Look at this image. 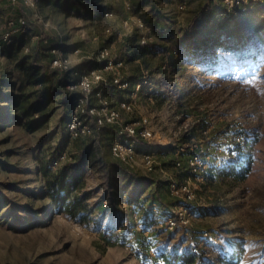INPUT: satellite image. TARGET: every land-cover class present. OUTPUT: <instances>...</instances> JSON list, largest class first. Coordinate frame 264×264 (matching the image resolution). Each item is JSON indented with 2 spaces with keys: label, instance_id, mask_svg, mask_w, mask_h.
Returning <instances> with one entry per match:
<instances>
[{
  "label": "rangeland",
  "instance_id": "1",
  "mask_svg": "<svg viewBox=\"0 0 264 264\" xmlns=\"http://www.w3.org/2000/svg\"><path fill=\"white\" fill-rule=\"evenodd\" d=\"M218 1L148 0L136 12L138 0H102L112 16L95 21L74 14L63 16L57 8L39 2L34 8L22 4L12 11V17L26 20L27 28L11 43L0 42V97L42 90V85L30 82L23 67L33 64L42 71L58 70L51 65L52 48L60 49L68 59V68L78 70L92 61L90 57L99 48L109 47L113 59L125 61L124 79H140L147 70L151 81L150 89L140 91L133 111L124 112V117H147L153 129L149 147L155 165L148 172L136 157L134 163L123 164L124 168L163 185H149L136 209L118 202L116 207L125 215L120 220V232L114 231L119 226L106 227L113 211V203H109L111 180L105 166L112 159L108 144L113 128H104L94 137L73 140L65 130L68 112L60 96L42 111L21 116V104L0 101L5 117L15 114L21 118L16 122L0 121V196L4 198L0 205V264H161L157 254L166 246L190 241L198 242L205 256L239 248V264H264V46L250 66H234L230 71L215 70L210 62H183L172 54L181 36L198 33ZM139 13H145L152 22L158 20L159 25L155 31L154 26L144 24L150 28L152 39L142 48L137 40L143 31L135 24ZM107 28L110 31L105 33ZM20 40L22 45L18 47ZM130 47L134 54L128 53ZM58 71L54 79L61 78L63 72ZM130 92L129 87L112 92L114 96L105 94L114 104L129 98ZM30 122L32 129L28 128ZM243 130L256 135L254 167L241 182L222 181L215 173L213 160H223L227 149L241 141ZM190 132L194 136L185 138ZM90 143L94 154L84 176V188L78 191L87 194L86 204L93 211L90 221L64 214L45 215L47 200L38 196L44 185L39 167L55 157V170L75 160ZM194 144L203 147L207 164L201 167L203 176L199 180L187 167ZM177 160L180 168L173 164ZM189 176L190 190L195 195L187 204L193 220L191 227L168 229L154 218V224L142 220L144 212L153 217L149 207L152 200L159 202L160 218L169 214V208L178 204L180 197H172L166 189L167 182L182 183ZM25 210L36 219L26 218ZM133 211L139 214L140 231L132 229ZM18 216L21 225L16 220ZM99 222L104 229L95 227ZM131 233L133 238L129 240Z\"/></svg>",
  "mask_w": 264,
  "mask_h": 264
},
{
  "label": "trees",
  "instance_id": "2",
  "mask_svg": "<svg viewBox=\"0 0 264 264\" xmlns=\"http://www.w3.org/2000/svg\"><path fill=\"white\" fill-rule=\"evenodd\" d=\"M45 4H53L58 6L61 11L66 14L76 9V13L93 14L94 17L101 16L104 11L102 0H42ZM148 0H138L136 12H140ZM81 9H83L81 11ZM221 1L215 4L208 12L205 24L199 29L197 34L181 36L174 49L177 57L183 62H193L196 64L211 63L218 71H230L232 67L238 68L242 66H250L257 57V52L264 46V4L257 5L246 13L237 16L228 17L223 13ZM144 24L157 26L158 20L151 21L145 13H139ZM22 45V40L18 42V47ZM214 45H220L219 49H214ZM142 48V47H141ZM144 51V50H143ZM141 51V53L143 52ZM213 53L211 56L209 53ZM139 53V57H142ZM134 54V53H133ZM24 61V60H23ZM20 65V64H19ZM84 65L89 67H102L103 62L87 61ZM25 72L31 78L33 84H41L43 89L36 90L32 94H19L12 97H0V101L12 103V105H22L23 112L21 115H30L35 111H42L52 99L57 96L61 97V104L70 110L71 103L76 95L75 92L67 90L66 86L72 79V73L77 69L75 67L63 70L61 78H53L54 72L58 71H42V68L36 65L23 67ZM31 71V74H30ZM59 72V71H58ZM31 75H34V77ZM141 79V78H140ZM139 79L129 81L136 82ZM33 96V97H32ZM32 98V99H30ZM3 109L0 110V113ZM5 112V110H3ZM4 114V113H3ZM1 113V122H16L21 118L18 115H8L9 120ZM30 124V125H29ZM28 124V128L32 129V122ZM104 130V129H103ZM99 131L98 134L102 133ZM205 130V129H202ZM243 130L240 133L241 141L232 144L227 149V155L220 160V166L214 170L216 175L222 181L238 183L247 178L254 167V150L253 142L255 141V133H247ZM193 137L192 132L185 138ZM110 143V142H109ZM93 144H87L78 154L77 158L72 162H66L55 170L52 169V162L56 160L52 157L47 163L39 167V173L43 177L44 185L42 193L38 196L47 200L45 215L64 214L68 217H79L81 221L89 222L88 217L93 212L86 204L87 194L78 193L84 188V176L91 158H93ZM109 147V144H108ZM193 153V151H192ZM107 162V176L110 178L109 192L112 198L109 203H113V211L109 217L106 227H115L121 224V219L125 217L116 204L122 195L127 196V203L136 209L137 201L146 188L154 184L156 187H162V182L153 178L142 175L129 173L124 168L123 163H119L113 159ZM0 196V205L3 202ZM115 201V204L114 202ZM22 209V208H20ZM12 211V210H11ZM26 218L36 219L34 215L24 211ZM26 214H29L28 216ZM143 221H151L152 215L144 212ZM18 222L20 217L16 218ZM142 221V222H143ZM19 224V223H18ZM99 222L95 227H101ZM198 242H187L182 245L179 242L174 243L171 248L166 246L163 251L157 254L161 264H239L242 252L238 248H232L217 256H205L198 247Z\"/></svg>",
  "mask_w": 264,
  "mask_h": 264
},
{
  "label": "built area",
  "instance_id": "3",
  "mask_svg": "<svg viewBox=\"0 0 264 264\" xmlns=\"http://www.w3.org/2000/svg\"><path fill=\"white\" fill-rule=\"evenodd\" d=\"M9 5L17 8L25 4L31 8L38 5L39 0H7ZM223 7V14L228 17L237 16L246 13L249 9L264 4V0H220ZM127 9L129 6L126 5ZM112 16L111 10L106 8L103 12V17ZM137 28L143 31L137 44L140 47L146 46L152 39L150 28L144 25L141 18H135ZM124 26H127V20L123 21ZM26 20L21 16L8 17L0 33V42L9 44L12 41L20 38L26 32ZM107 28L104 32H109ZM27 49V48H26ZM77 51V50H75ZM51 65L60 70L68 69V59H66L59 48H52ZM174 57H177L175 50H172ZM92 61L103 62L102 67L85 66L72 73V79L66 86L70 92H75L76 95L68 110L67 119L65 122V130L70 139L90 138L98 134L104 128H113L114 134L111 137L108 151L110 157L123 164L134 163L137 157L141 165L146 171H152L155 165V160L149 147V142L153 138L151 127L146 116L140 115L137 118H125V113H131L135 107L136 98L144 87H151L150 77L146 72L142 74L136 82L130 83L122 77V68L124 62L121 59H113L109 47L102 46L98 49ZM41 85V84H37ZM131 92L129 98L120 99L116 104L108 100L106 91L115 92L116 90L128 89ZM193 139V138H192ZM193 153L189 154L187 159V167L195 180L202 178L201 167L206 166L203 157V147H198L196 144ZM65 156L62 155L61 158ZM176 168L181 167V163L177 160L173 162ZM57 165V161H53V166ZM215 167L220 166V160H213ZM190 177L184 178L182 183L175 180L168 181L166 184L167 191L175 197H180L178 204L169 208V214L159 217L157 214L161 208L157 200L149 202V207L153 213V217L158 224L163 223L168 229L177 227H191L193 224L190 208L187 204L190 203L195 195L190 190ZM121 206H132L127 203V196L122 195L119 199ZM134 217L133 230H141V220L136 211L132 213ZM102 228V227H101ZM104 229V228H102ZM101 229V230H102ZM120 227L114 231L120 232ZM131 240L132 233L129 235Z\"/></svg>",
  "mask_w": 264,
  "mask_h": 264
},
{
  "label": "crops",
  "instance_id": "4",
  "mask_svg": "<svg viewBox=\"0 0 264 264\" xmlns=\"http://www.w3.org/2000/svg\"><path fill=\"white\" fill-rule=\"evenodd\" d=\"M39 4L40 5H43V6H53V7H55V8H57V10L63 15V16H66V17H68V16H70V15H72V14H74V15H77V17H79V18H82V19H85L86 21L87 20H89V19H91V20H97V19H103L104 17H103V13H102V15L101 16H98V17H94V15L91 13V14H85V13H81V14H78V12L76 13V9H74V10H72L71 12H70V14H66V13H64L63 11H61L60 10V8L58 7V6H55V5H53V4H45L44 5V2L42 1V0H39ZM105 9H106V7H104V11H105ZM13 10H15V8H13V7H11L10 5H9V3H8V1L7 0H0V29L1 28H3V26H4V23H5V21L7 20V18L8 17H12V11ZM83 9H81V11H82ZM103 11V12H104ZM14 16H17V15H14ZM151 27H153L152 25H150ZM157 27H159V25L157 24V26H154V29H156L155 31H157L158 30V28ZM154 29H152V30H154ZM19 42V41H18ZM46 42V41H45ZM133 50L134 49H132L131 47H130V49H129V52L128 53H130V54H132L133 53ZM48 54V53H47ZM129 54V55H130ZM86 66V65H85ZM106 94H108V95H111V96H114L115 94L114 93H112L111 91H106ZM117 102V101H116ZM116 102L114 103V104H116Z\"/></svg>",
  "mask_w": 264,
  "mask_h": 264
}]
</instances>
